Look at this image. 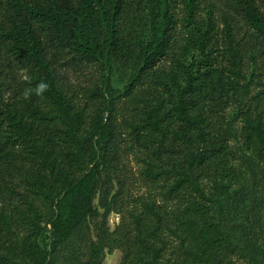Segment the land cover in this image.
Masks as SVG:
<instances>
[{"label":"trees","instance_id":"16d2710c","mask_svg":"<svg viewBox=\"0 0 264 264\" xmlns=\"http://www.w3.org/2000/svg\"><path fill=\"white\" fill-rule=\"evenodd\" d=\"M146 5L147 36L131 18ZM227 5L261 41L249 78L235 17L221 10L219 30L213 0H0V264H55L60 246L96 214V174L118 99L125 147L142 152L147 189L134 192L126 171H115L106 210L119 223L109 230L102 220L91 264H101L104 249L120 250V264H256L220 217L225 183L240 182L227 165L231 105L239 106L240 144L264 165V10L256 0ZM193 50L197 57L159 73L170 53ZM113 63L129 71L119 90L110 84ZM88 70V85L69 81Z\"/></svg>","mask_w":264,"mask_h":264},{"label":"rangeland","instance_id":"374dc122","mask_svg":"<svg viewBox=\"0 0 264 264\" xmlns=\"http://www.w3.org/2000/svg\"><path fill=\"white\" fill-rule=\"evenodd\" d=\"M221 9L214 11L216 24L219 30L223 27L221 10L232 14L236 21L234 25L235 39L241 53V65L246 78L250 77L253 71L252 57L260 54L262 50L260 38L255 31L250 28L240 14H235L228 7L230 0H213ZM264 10V0H256ZM152 8L146 5L140 12L132 14L131 18L140 21L144 35H148ZM180 19L184 18L182 4L176 8ZM198 18L205 19V11H201ZM173 51L164 60L159 62V73L166 72L175 66L176 60L190 61L197 57V52L192 51L190 55L177 56ZM25 77V72L20 71ZM129 71L123 69L118 63H113L109 72L110 84L114 89H122L128 80ZM23 77V78H24ZM90 77H94L93 72L88 70L83 75L70 74L69 81L73 84L82 82L89 84ZM123 99L115 101L114 109L110 115L111 142L108 149V156L102 161L96 174L94 198L92 201L96 214L87 217L78 230L60 246L59 251L55 253V264H66L71 261L73 264H91L92 251L98 244V233L100 224L103 220V228L113 230L119 223V214L106 210L110 197L118 189L115 171L124 169L127 177L134 183L135 192H145L147 186L140 181L139 170L144 160L142 152L134 145L125 147L126 140L129 138L125 131L124 123H121V111ZM238 104L231 105L226 111L227 121L230 122V155L227 165L232 166L239 175V184L225 183L227 193L221 197L223 205V215L220 217L221 225L225 233L230 237L234 244L243 248L244 251L254 256L256 264H264V165L246 151L240 144L241 123L234 121L233 115L237 112ZM130 112V111H129ZM109 121V120H107ZM106 121V122H107ZM125 128V129H124ZM127 130V129H126ZM129 144H131L129 142ZM119 156L117 162L115 157ZM207 190L210 191V181L204 180ZM39 203V202H38ZM216 210V206H215ZM216 212V211H215ZM217 215V214H216ZM121 251L118 249L107 252L104 249L101 256V264H120ZM238 264H250L248 259L238 261Z\"/></svg>","mask_w":264,"mask_h":264},{"label":"clouds","instance_id":"9594fccd","mask_svg":"<svg viewBox=\"0 0 264 264\" xmlns=\"http://www.w3.org/2000/svg\"><path fill=\"white\" fill-rule=\"evenodd\" d=\"M47 89V84H41L39 86L38 92L43 93Z\"/></svg>","mask_w":264,"mask_h":264}]
</instances>
